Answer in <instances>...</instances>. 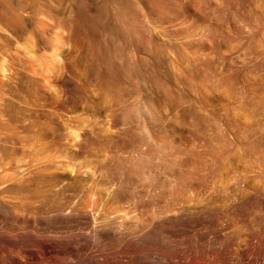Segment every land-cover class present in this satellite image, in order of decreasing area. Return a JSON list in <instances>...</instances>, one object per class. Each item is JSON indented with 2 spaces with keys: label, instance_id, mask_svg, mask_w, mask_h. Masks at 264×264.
I'll list each match as a JSON object with an SVG mask.
<instances>
[{
  "label": "rangeland",
  "instance_id": "obj_1",
  "mask_svg": "<svg viewBox=\"0 0 264 264\" xmlns=\"http://www.w3.org/2000/svg\"><path fill=\"white\" fill-rule=\"evenodd\" d=\"M0 164L264 257V0H0Z\"/></svg>",
  "mask_w": 264,
  "mask_h": 264
},
{
  "label": "bare ground",
  "instance_id": "obj_2",
  "mask_svg": "<svg viewBox=\"0 0 264 264\" xmlns=\"http://www.w3.org/2000/svg\"><path fill=\"white\" fill-rule=\"evenodd\" d=\"M138 112L136 110L135 114ZM143 113L148 115V111ZM145 132L147 142L151 143L150 134ZM6 171L3 169L0 173V264H264L263 256L253 259L248 249L236 257L232 249L221 246H210L212 248L199 252L185 251L183 255L170 257L162 249L158 251L153 247L156 237L162 236L163 242L168 233L162 219L161 235L157 236L160 233L157 232L159 226L155 213L145 215L147 218L140 222L141 213L138 211L139 214L133 216L124 210L107 208L108 201L117 200L113 193H101L104 196L83 202L79 200V192L55 178L43 183L46 195H40L42 198L39 196L40 199L36 200L31 189L33 180L30 184L25 176L14 177ZM44 201L48 205L50 202L49 209L43 207ZM42 209L54 223L43 228L38 224V228L31 225L30 215L32 211ZM260 249L263 254L264 248L261 246ZM221 252L224 255H220Z\"/></svg>",
  "mask_w": 264,
  "mask_h": 264
}]
</instances>
